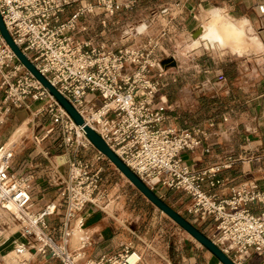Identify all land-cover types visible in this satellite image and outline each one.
<instances>
[{
    "label": "built area",
    "instance_id": "1",
    "mask_svg": "<svg viewBox=\"0 0 264 264\" xmlns=\"http://www.w3.org/2000/svg\"><path fill=\"white\" fill-rule=\"evenodd\" d=\"M83 2L62 19L72 0H0V15L13 42L38 72L149 188L161 186L185 193L190 201L184 213L198 221L211 219L210 239L222 252L236 264L250 254L257 264H264V210L253 213L249 208L264 202V190L251 180L229 186L225 196L211 192L226 185L219 173L235 159L193 168L182 154L199 148L209 153V128L214 122L188 127L165 124L163 107L154 105L162 77L156 67L159 61L153 62L144 46L109 49L92 40L76 39L74 33L86 29L80 19L96 8ZM129 3L133 1L124 6ZM96 4L110 13L120 5L118 0H97ZM0 95V127L12 109L24 108L33 116L45 112L50 118L45 135L59 132L58 146L64 149L68 164L61 201L34 209L32 173L11 171L14 148L4 149L0 144V210L6 214L0 219L16 223V230L31 239L30 251L49 262L137 264L139 256L129 244L120 253L98 260L86 257L84 240L72 246L71 237L85 204L97 205L106 196L101 189L104 168L100 163L105 156L19 61L1 34ZM36 102L39 105L32 111ZM90 146L94 147L92 155H82ZM60 215V222L49 227V219ZM132 254L137 256L133 263L129 260Z\"/></svg>",
    "mask_w": 264,
    "mask_h": 264
},
{
    "label": "rangeland",
    "instance_id": "2",
    "mask_svg": "<svg viewBox=\"0 0 264 264\" xmlns=\"http://www.w3.org/2000/svg\"><path fill=\"white\" fill-rule=\"evenodd\" d=\"M80 1L90 2L96 8L92 13H85L80 19L86 29L77 30L74 33L76 39L92 40L94 44L109 49H114L118 46L136 48L137 46H144L146 49L145 53L150 51L149 58L153 62L159 61V65L156 67L162 70V77L160 90L154 100V105L163 107L166 116L165 124H171L176 127H188L193 125L207 126L210 120L214 124L223 122L224 113L242 102L238 95L244 94L246 97H251L257 93L264 92V82L259 81L254 84V80L248 81L249 76L259 78L264 75V61L261 62L262 65L258 66V59L264 55V51L260 54L256 51L264 50V43L262 42V40L264 41V33L263 36L261 35L264 32V18L259 22L258 28L253 25L255 32L260 35L262 40L254 31H251V33L255 36L250 34L249 22L246 20L244 36L252 43L250 52L254 54L238 56L243 54V52H231L227 47L219 46L217 43L211 46H206L200 42L195 43L200 36L207 32V25L210 19L214 17L218 19L219 16L231 18L225 16L226 12L221 10L218 11L223 15L214 13L213 11L216 9H212V7L215 6H208L203 10L199 8L196 11L192 7L193 3L190 6H183L182 1L176 2L177 0L175 2L172 0L169 4L163 3V5L158 3L160 1L156 3L152 0L151 3L145 4L146 6L143 5V2L137 3L135 1L131 4L129 3L127 7L124 6L125 4H120L110 13L98 8L97 0ZM129 1H126V3ZM78 2L74 1L71 6L65 9L62 19L69 16L71 11L79 6L77 5ZM144 26L145 29L142 32L137 30V28ZM166 59H172L175 65L170 63L162 64ZM162 97L165 98V102H163ZM36 105L39 104L37 102L33 104L32 111H34ZM239 108L242 109V107ZM14 117L15 119H13ZM28 118H30V121H26L21 126H26L28 122L26 132L19 143L13 147L14 157L10 170L17 171L20 168L28 167L31 171H37L35 175L41 176L42 179L46 180V171L39 170L42 169L41 167L44 166L47 160L41 153H37L39 152L38 150L43 152L47 150L49 153L47 157H51L55 153H62L63 150L55 146V143L57 144L59 141L60 135H58V138L56 137V141L53 138L49 140L53 135L45 138L40 141L38 147H35L32 142L34 136L40 138L44 132L42 127H46L50 123V118L46 116L45 112L33 116L30 111L24 108L12 109L5 123L0 127V144L6 143L7 139L18 130L17 127L20 123ZM32 130L34 131L33 133ZM93 148L90 146L86 151L83 150L81 152L82 155L90 157L94 150ZM182 158L183 160L191 159V153L183 152ZM100 163L102 166L103 164L106 166H103L101 189L104 190V194H108L102 199V202H105V199L108 198L109 202L106 201L105 203H110L109 207L113 208L114 212L116 210H127L133 216H137V226L140 231L149 227L152 203L106 157ZM118 172L121 175H118ZM112 173L117 176L112 175ZM154 192L157 195L164 194L162 199L170 203V205L178 206L182 213H184V208L189 203L188 199L185 200L186 197L183 193H167L166 188L161 186L154 189ZM48 195L33 197L34 209H38L42 203L50 199L55 200L58 198L61 200L58 194L56 196ZM116 196H118V199L113 200ZM42 197L43 199H41ZM162 214L163 219L169 218L164 213ZM5 222L6 224H2ZM171 222L173 221L171 220ZM58 223L59 219L53 221L50 218L48 221L49 227ZM196 223L199 225V222ZM7 226L9 228H18L17 224L12 220L1 218L0 227L6 228ZM203 228L205 230L201 231L205 235H212L213 229L209 230L207 226ZM27 241L29 242L31 239L27 238ZM7 242L6 245L11 243L12 240ZM31 244V242L28 243L27 247ZM75 245L72 244V246ZM4 249L5 253H10L14 250L12 246L4 247ZM24 251L26 252V250ZM34 257L35 259H31L30 264H40L42 262L38 260V258H41L38 255H34ZM251 259L252 254L243 263L250 264Z\"/></svg>",
    "mask_w": 264,
    "mask_h": 264
},
{
    "label": "crops",
    "instance_id": "3",
    "mask_svg": "<svg viewBox=\"0 0 264 264\" xmlns=\"http://www.w3.org/2000/svg\"><path fill=\"white\" fill-rule=\"evenodd\" d=\"M74 1H79V4L82 2L80 0H72V3H74ZM126 1L128 0H118L122 5L126 4ZM132 1H137V3L143 2L144 6L152 2V0ZM157 1H160L158 3L163 5V3L169 4L172 0H154L153 2L157 3ZM175 1L176 0H174V2ZM178 1H182L183 6H190L192 5L191 3H193L192 7L195 8L196 11L199 8L203 10L208 6H215L212 7V9H216L213 11L214 13L222 14L218 11L221 10L226 12L225 16L247 20L249 22L251 35V31L255 32V27L253 25L258 28L259 22L264 18V14H262L264 13V0H177L176 2ZM78 3L77 5H79ZM263 33L264 32L261 34L262 36ZM257 36L260 37L259 34H257ZM260 39L262 40L261 37ZM262 42L264 43L263 40ZM250 51L251 50H247L244 51L243 54L237 55L248 56L254 54ZM256 51L260 54L264 50ZM258 60V66L262 65L261 62L264 61V55ZM263 76L259 78L249 76L248 81L254 80V84L259 81L264 82ZM239 97L242 101L240 105H236L233 109H229L228 112L224 113L223 122H218L214 124L213 127L209 128L211 137L207 144L210 146V152L204 154L202 149L199 148L194 152H190L191 159L184 160L193 168H202L223 163L228 158L235 159L230 168L223 169L219 173V177L226 181V185L211 190V192L217 193L219 196H225L228 193L229 186L251 180L255 181L261 190H264V92L257 93L251 97L240 94L238 95V98ZM239 107H242V109ZM13 119H15V117ZM26 121L29 122L30 118L20 123L17 127L18 130L15 132L17 134L13 133V135L7 139V146L13 143L14 145L19 143L27 130L28 122L26 126L21 127ZM45 128L46 127H42L44 132L40 138L38 136H34V138L36 137L42 141L53 135L49 140L53 138V140L56 141L59 132L54 131L51 134L45 135ZM33 132L32 130V133ZM34 138L32 142L35 144V147H38L40 142L36 143ZM58 143H55V146L59 147ZM59 149L63 150V152L55 153L51 157H47L49 154L47 150L44 152L38 150L39 152H37L41 153L47 160L44 166L41 167L42 169L39 170L46 171V180H44V178L42 179L41 176L35 175L37 171H31L28 167H23L15 171L17 173H32L31 198H37V196L44 197L45 194L47 196H49L48 194H52L53 196L58 194V196L61 197V191L67 176L68 164L64 149L60 147ZM112 175L117 176L115 173H112ZM118 175L121 174L118 172ZM204 189L208 190V187L204 185ZM166 192H172L171 194L183 193L168 189H166ZM105 195L108 196V194ZM183 195L186 197L185 200L188 199L190 201L188 195L185 193H183ZM158 196L163 198L164 194H159ZM43 197L41 199H43ZM116 199H118V196L113 200ZM60 201L61 200L58 198L55 200H47L42 203L38 209L42 208L47 203H59ZM106 201L109 202V199H105V202ZM105 202L97 205L85 204L78 217L84 228L83 233L76 234L71 241L73 245H75L79 239L87 243L84 248L86 257L92 260H98L104 255H115L122 251L124 245L129 244L132 250L139 256L137 264H221L215 256L181 229L174 221L171 222V220H169L170 218L163 219L162 212L153 204L150 213V225L143 231H140L137 226V216H133V214L127 210H116L114 212L113 208L111 209L109 207L110 203ZM168 204L179 214L185 216L192 224L198 227L199 230H205L203 228L204 226L209 227V230L213 229L214 223L211 219L198 221L193 216L182 213V210H180L178 206L175 207L173 204ZM249 208L253 213H259L264 210V202L250 204ZM51 219L53 221L59 219L60 222L61 215ZM196 222H199V225ZM200 226L203 227L200 228ZM206 236L211 238L209 234ZM10 240H12V242L6 245V243H8L7 241ZM7 241L0 248L1 264H12L14 260L22 261L23 264H30L31 259H35L34 255L41 257L38 258V260L42 261L40 264H56L55 262L47 261L40 254H34L25 249L23 246V239L18 235L11 237ZM9 246L19 250V253H17L15 257H11L7 252L5 253L4 247L7 248ZM24 250H26V252ZM250 264H257V259H255L254 255H252Z\"/></svg>",
    "mask_w": 264,
    "mask_h": 264
},
{
    "label": "water",
    "instance_id": "4",
    "mask_svg": "<svg viewBox=\"0 0 264 264\" xmlns=\"http://www.w3.org/2000/svg\"><path fill=\"white\" fill-rule=\"evenodd\" d=\"M0 34L4 38L5 42L15 53L19 61L41 82V84L48 90L55 100L61 105V107L67 112L72 121L81 126L86 138L89 142L101 152L116 168L124 175L128 181L156 208L162 213L168 216L174 221L181 229L193 237L200 245L207 249L213 256H215L221 264H236L231 260L222 250L213 243V241L206 236L199 228L188 221L184 216L175 211L169 206L160 196H158L153 189L149 188L120 158L119 156L103 141V139L88 126L77 110L72 104L58 92V90L50 84L47 79L38 72L34 65L27 59V57L21 52L17 45L13 42L9 35L2 17L0 15ZM175 65L172 59H166L162 62Z\"/></svg>",
    "mask_w": 264,
    "mask_h": 264
},
{
    "label": "bare ground",
    "instance_id": "5",
    "mask_svg": "<svg viewBox=\"0 0 264 264\" xmlns=\"http://www.w3.org/2000/svg\"><path fill=\"white\" fill-rule=\"evenodd\" d=\"M207 26V32L200 36L199 40L195 43H204L206 46H211L217 43L219 46L227 47L231 52H244L251 49L252 43H250V40H248L247 37L244 36L246 20H235L232 18H222L221 16H219L218 19L217 17L210 19ZM144 29L145 26L142 28H137V30L140 32H142ZM9 147H14V143L10 146H7L6 143H3L4 149ZM98 203H102V200H98ZM1 215L6 214L5 212L0 210V216ZM80 221V218H78L77 226L73 231L71 239L76 234L83 233L84 228ZM16 235L23 239L24 248L30 251L29 247H27V244L29 243L27 241V238L20 231H17L15 228L11 227H0V248L7 240ZM17 253H19V250L14 248V250L11 251L9 255H11V257H15ZM136 257V254L129 255L130 262L133 263ZM12 264H23V262L14 260Z\"/></svg>",
    "mask_w": 264,
    "mask_h": 264
},
{
    "label": "trees",
    "instance_id": "6",
    "mask_svg": "<svg viewBox=\"0 0 264 264\" xmlns=\"http://www.w3.org/2000/svg\"><path fill=\"white\" fill-rule=\"evenodd\" d=\"M166 202V201H165ZM167 203V202H166ZM168 204V203H167ZM169 205V204H168Z\"/></svg>",
    "mask_w": 264,
    "mask_h": 264
}]
</instances>
